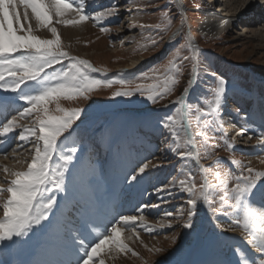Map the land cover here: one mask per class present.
<instances>
[{"label":"rangeland","instance_id":"rangeland-1","mask_svg":"<svg viewBox=\"0 0 264 264\" xmlns=\"http://www.w3.org/2000/svg\"><path fill=\"white\" fill-rule=\"evenodd\" d=\"M183 1L185 12L181 17L177 14L178 5L175 0H95V3L101 7L112 3L118 4L117 14L101 21L99 26L91 19L80 25L54 24L61 36L65 50L74 56L91 61L99 68L107 69L106 73L117 72L112 80H134L141 73L148 72L153 66L167 63L174 49L182 43H186L184 35H191L193 41L199 45L198 48L202 50L199 78L192 74L191 63L184 62L178 84L175 85L170 95L157 104H153L138 93L131 98L113 97L112 93L120 90L118 84L109 88H98L88 94L87 99L83 97L73 100L61 99L60 106L65 109H84L81 116L74 122L75 131L68 141V146H73L72 140H75L74 146L77 148V153L73 163L69 166L70 170L66 173L67 191L56 192L57 204L49 213V219L42 222V226H36L26 238L19 240L14 238V241L0 242V264H14L11 261L10 247L14 248V252H20L19 255H16L18 257L24 255L22 250L31 251L36 246L33 242L38 240L33 256L28 261L23 260L16 264L29 263L31 259L35 258L37 250L41 248L37 253V259L41 262L37 260L32 262L45 264L47 255L50 260L58 252V249H61V246L67 252L64 246H75L77 243L74 241L79 242L83 239L84 234L91 235L93 239L95 232H86L87 229L80 227L79 220L86 218L82 214L87 200L83 198V201L78 203L80 195L76 189L79 187V183L86 185L93 182L100 185L103 180L115 176L127 182L125 191L131 190V193H137V199L141 198V193L143 196L140 203H134L135 200L131 198L130 211L124 215H139L135 209L143 204H156L157 207L144 209V215L148 224L152 226V231L149 232L146 228L138 226L139 239L133 237L132 240H126L129 247L139 254L138 257H133L130 253L127 255L115 253L111 257H105V264H174L176 261L186 260L189 254L188 247H192L194 244L196 230L203 221H201L202 202L194 216V228L185 229L182 225L187 219V194L178 188L171 194L168 192L157 194L155 188L168 183L174 176L177 179H183L184 174L177 170L183 169L185 164L193 170L197 184L202 182V175L197 171L194 161L178 160L170 150L171 145L168 142L167 132L157 122L168 114H175L177 105L173 102L183 93L184 88L188 87L189 79L194 80V85L187 100L194 105L199 104V106L205 107L201 98H210L211 90L216 86L215 79L211 75L205 74L206 68L218 72L227 82L232 80L234 86L228 90L231 93L226 94L223 110L218 120V124H222L223 129L213 128L209 133V144L214 146L211 149L212 157L204 159V149L200 147L199 151L202 157L200 163L202 162L201 164L205 167L211 166L212 172L230 170L233 175L239 174L245 166H250L257 171H264L263 164L257 161L259 157L264 158V146L257 143V139L261 134H264V0H256L258 11L246 19L247 25L241 22L232 23L222 35L212 34L201 27V23L204 21V12L217 9L219 3L228 5V9L235 5L242 9L248 7L251 0L248 2L245 0H216L214 7L208 5L209 0ZM242 3L244 7H242ZM197 5H201V7L197 9ZM138 7L143 8V11H137ZM169 8L172 18L171 29L167 33H160L162 39L155 48L149 46L147 51L143 50L141 46L147 43L145 38L150 33L147 29L141 30L139 25L164 23L161 10ZM94 10L90 9V11ZM19 11L23 14L24 10L20 8ZM28 14L31 17V9H28ZM181 19H183V30L170 40L169 37L172 36V33L180 27ZM54 20L55 17H53ZM252 21L254 23H251ZM30 23L33 29H36L37 22L34 18L30 20ZM25 26L27 27V25ZM101 26L106 27L108 31L101 32ZM35 34L41 38H52L51 33L43 28L37 30ZM181 55H188L187 48L181 49ZM131 61H137V66L131 67V71H121L126 67L130 68ZM91 75L98 79H109V76L96 75L95 73H91ZM17 104H22V102L18 101ZM49 107L53 110L51 114L59 115L54 111L55 104L49 105ZM120 108L124 109L114 113L115 116L105 114L106 112L99 117L93 116ZM237 110H239V114ZM12 115H16V113L9 114L8 118H11ZM89 120L92 121L89 122ZM19 123L31 126L32 118L21 119ZM136 128L137 131H135ZM241 129L244 130L242 135L237 136L236 134ZM194 130L195 122L193 121ZM20 131L21 129L17 128L13 133L8 134L5 142L9 145L6 144L7 147L0 151V182H3L5 187L7 181L3 169L7 168L9 172L23 171L26 169V163L31 159L32 144L36 138L30 137L27 143L21 142L18 140ZM224 133H227V143L234 146L231 152L226 149L225 141L219 140V137ZM196 139L199 141L201 138L196 137ZM17 144H23V148L17 149L14 154L13 149L17 147ZM3 145L4 143L0 144V147ZM216 159L223 162L218 169L213 163ZM233 159L240 163L233 164ZM122 160L123 162L120 164ZM149 160L160 166L147 170L144 178L139 182L129 183L126 175L131 176V169L139 166L129 167L128 161L132 164L135 161L143 163ZM113 163L116 165L115 173L111 172ZM117 167L121 172L117 171ZM208 179L215 182L211 173H209ZM136 184L138 186H134ZM108 189V199L119 198L117 194L112 196L115 192ZM6 195L4 193V197ZM97 198L99 202V196ZM99 207L100 204L98 206L96 204V208L99 209ZM96 208L93 209L95 214L98 212ZM167 212H172L173 216H166ZM179 213H183V217H180ZM0 215H2V209H0ZM208 215L210 216L209 222L203 225L207 235L220 229L224 236H233V238L230 239L231 242H224L222 239L218 242L201 244L198 249L211 254L213 258L201 262H193L189 258L186 264H227L232 259L230 246L236 244H239L242 250L249 251L239 231L230 230L233 226L231 217L219 212L214 214L210 209ZM160 224L164 226H160ZM169 224L171 227L168 226ZM72 228H79V239L75 240L70 235L69 230ZM122 235L127 236L128 233ZM201 236L203 235L201 234ZM234 237H237L238 240ZM29 238L30 240H28ZM16 246H19L20 251H17ZM76 247H79L81 251L80 243ZM150 249L151 251H149ZM155 249H160V251L157 252ZM52 250H56V252ZM252 250L254 251V249ZM246 254L249 258L258 255L255 251L252 252V255L248 252ZM226 256L227 259H224ZM42 257H45L44 261ZM32 262L30 264H33ZM53 263L58 262L54 259Z\"/></svg>","mask_w":264,"mask_h":264},{"label":"snow or ice","instance_id":"snow-or-ice-1","mask_svg":"<svg viewBox=\"0 0 264 264\" xmlns=\"http://www.w3.org/2000/svg\"><path fill=\"white\" fill-rule=\"evenodd\" d=\"M118 7L116 3L101 7L95 0H0V144L5 143L8 134L17 128L21 129L19 141L27 143L30 137L36 138L25 170L9 172L7 168L3 169L7 186L0 182V242L26 238L36 226H42L57 204L56 192L67 191L66 173L77 153L75 140H72L73 146H68V141L75 131L73 124L84 109H65L60 106L61 99H87L88 94L98 88L118 84L120 90L114 91L113 97L131 98L138 93L157 104L170 95L178 84L184 62L191 63L192 74L199 78L202 50L188 34L184 35L186 43L174 49L167 63L153 66L134 80L93 77L91 73H104L107 69L94 67L88 60L65 50L54 24L80 25L91 19L99 26L101 21L116 15ZM196 7L199 9L201 5ZM20 8H23V14ZM28 9H31V17ZM137 11H143V8L138 7ZM170 12V8L161 10L164 23L139 25L141 30L147 29L150 33L145 38L147 43L141 46L143 50L147 51L149 46L155 48L162 39L160 33H167L171 29ZM184 12L183 6L179 5L177 14L182 17ZM32 18L37 22L36 29L30 23ZM183 27L181 19L180 27L169 39L178 35ZM41 28L47 29L52 38L36 35L35 32ZM100 31L107 32L108 29L101 26ZM185 48L188 55L182 56L181 49ZM205 74L216 81L211 97L201 98L205 107L187 100L194 85V80L189 79L188 87L173 102L177 105L175 114H168L157 122L168 134L170 150L180 161H194L202 175V182H195L193 170L185 164L183 169L177 170L184 174L183 179L174 176L155 191L157 194H171L178 188L187 194V219L182 225L185 229L194 228V216L200 202L214 214L219 212L231 217L233 226L230 230H238L245 243L258 255L249 258L239 244L232 245V259L227 264H264V171L245 166L239 174L233 175L230 170L212 172L211 166L205 167L200 163V147L204 149V159L212 157L211 149L214 146L209 144V133L213 128L223 129L218 120L228 91V82L221 74L210 68L205 69ZM18 101L22 104L18 105ZM52 104H55L54 111L59 115L51 114L53 110L49 105ZM12 112H16V115L8 118ZM29 117L32 118L31 126L19 123L21 119ZM243 131L241 129L236 135H242ZM196 137L201 139L198 141ZM219 140L225 141L228 151H233L234 146L227 143V133L221 135ZM257 143L264 146V134L257 139ZM21 148L23 144H17L13 153ZM213 163L218 169L223 162L216 159ZM232 163L240 162L233 159ZM261 163L264 164V160ZM159 166L150 160L143 162L131 169L132 174L126 175V179L129 183L139 182L147 170ZM209 173L215 182L208 179ZM155 207L156 204H143L135 209L139 215H120L105 232L93 229L96 235L90 245H86L83 239L79 241L83 255L77 257V264H105V257L115 253H130L138 257L139 254L129 247L126 240L133 237L139 239L138 226L152 231L144 209ZM165 215L172 217L173 213L167 212ZM178 215L183 217L184 214ZM168 226L171 227L170 224ZM123 233L128 235L124 236ZM155 251L159 252L160 249Z\"/></svg>","mask_w":264,"mask_h":264},{"label":"bare ground","instance_id":"bare-ground-1","mask_svg":"<svg viewBox=\"0 0 264 264\" xmlns=\"http://www.w3.org/2000/svg\"><path fill=\"white\" fill-rule=\"evenodd\" d=\"M216 2H217L216 0H211V1L209 0L207 3H209L208 4L209 6L214 7L216 5L215 4ZM245 2H248V0L247 1L245 0ZM244 4L242 3L243 5L242 7H244ZM224 11L225 12L227 11V13H224ZM255 11L256 12L258 11L256 0H251L248 7H245L242 9L237 8L236 5L228 9V5H223L219 3L217 9H213V10L210 9L209 11L204 12V15H203L204 21L201 23V27L208 30L212 34L222 35L223 33L227 31V29L232 23L241 22L247 25L245 22L246 19H248V17L251 14H253ZM251 23H254V22L252 21ZM245 31H248V30H245ZM129 65L130 67H135L137 65V61H131ZM261 160H264V158L259 157V160H257L258 163L259 162L261 163ZM262 166H264V164ZM111 172L112 173L116 172V165H114V163H113ZM101 184L97 185V183L89 182L88 184L84 185V184L79 183V187H77L76 189V191L78 190V193L80 195L78 197V203H81V201H83V198L87 200L86 204L83 207V212L84 211L90 212L91 210L96 208V204L97 206L100 204L99 209L96 208L98 211L96 213L97 215L96 223L93 224V220H87L86 218H82L79 220L80 227H83L84 229H87L88 231L92 233H93V229H96V230H103V228L105 229L107 227L108 221L111 218L118 215L121 211V208L124 206L123 201L120 202L119 198L111 197L108 199V191L106 193L104 192L107 188H110L111 189L110 191L115 192L117 195H119V193L122 192L123 190L125 191V188H127V183L123 182V179H119L118 176H115L111 179L103 180V183ZM134 186H138V184ZM128 191H130L131 193V190H128ZM75 196L77 197V195ZM98 196L100 198L99 202L97 198ZM89 215L91 214L89 213ZM98 227H101V229H99ZM69 233L70 235H72L73 239L75 240L79 239V235H80L79 228L78 229L72 228L71 230H69ZM91 237L92 236L88 234L83 235L82 238L85 244L87 243L88 240H92ZM79 249H80L79 247H75L74 251L75 252L77 251L78 253L80 251ZM49 258L50 257H48L47 255V261L44 262L45 264H71L73 263L72 262L73 258H71L70 254L64 251L62 248L58 249V252L53 255V258H51L50 260ZM44 259L45 257L44 258L42 257L43 261ZM54 259L57 260L58 263H53ZM32 263L34 264V262Z\"/></svg>","mask_w":264,"mask_h":264},{"label":"trees","instance_id":"trees-1","mask_svg":"<svg viewBox=\"0 0 264 264\" xmlns=\"http://www.w3.org/2000/svg\"><path fill=\"white\" fill-rule=\"evenodd\" d=\"M114 78H115V77H111V78H109V79H114ZM233 86H234V84H233L232 80H228V83H227V85H226L227 89L230 90V88L233 87ZM116 108H117V107H116ZM215 237H216V238L218 237V233L212 232V233L209 235V237H204V238H203V241H205V242H209L210 240H213ZM189 248H190V247H188V250H189ZM188 250H187V251H188ZM193 257H194L195 259L200 260V259L203 258L204 256H203V254H202V251H201V250H198V253H195ZM178 262H180V261H176V262H174V264H177Z\"/></svg>","mask_w":264,"mask_h":264},{"label":"water","instance_id":"water-1","mask_svg":"<svg viewBox=\"0 0 264 264\" xmlns=\"http://www.w3.org/2000/svg\"><path fill=\"white\" fill-rule=\"evenodd\" d=\"M177 2H178L179 5H182L180 0H177Z\"/></svg>","mask_w":264,"mask_h":264}]
</instances>
